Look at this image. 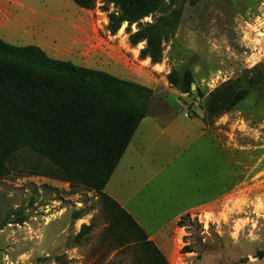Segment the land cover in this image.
Listing matches in <instances>:
<instances>
[{
  "label": "rangeland",
  "instance_id": "1",
  "mask_svg": "<svg viewBox=\"0 0 264 264\" xmlns=\"http://www.w3.org/2000/svg\"><path fill=\"white\" fill-rule=\"evenodd\" d=\"M178 6L180 21L155 64L139 56L144 41L131 44L126 23L109 32L107 15L115 9L108 0H96L91 9L72 0H12L11 25L4 34L16 45L60 35L64 45L71 30V59L64 60L151 88L147 116L168 121L177 115L176 132L195 139L186 151H181L184 142L169 145L158 139L148 152L129 151L123 160L127 185L122 195L131 199L148 228L165 227L155 242L168 264H264V257H255L264 249V83L210 125L205 127L201 119L210 91L264 64V0H176L141 22ZM30 18L32 23L22 21ZM185 69L192 72L202 97L188 96L168 83L170 71ZM201 126L235 161V191L190 209L186 225L177 226L174 216L199 202L203 191L220 190L229 167L234 169L224 163L221 150L218 156L211 149L206 136L197 137ZM141 155L146 170L133 160ZM46 165V159L24 148L12 154L0 177V220L8 212L13 221L23 219L0 230V264H139L136 245H119L121 236L110 231L99 194L36 173ZM76 211H82L80 218H74ZM82 224L90 229L77 241ZM184 247L191 251L183 252Z\"/></svg>",
  "mask_w": 264,
  "mask_h": 264
},
{
  "label": "trees",
  "instance_id": "2",
  "mask_svg": "<svg viewBox=\"0 0 264 264\" xmlns=\"http://www.w3.org/2000/svg\"><path fill=\"white\" fill-rule=\"evenodd\" d=\"M84 9L96 0H72ZM176 0H108L115 9L108 13V30L116 33L123 23L128 39L135 45L144 41L141 58L155 64L161 61L163 42L171 37L180 21L182 7L168 14L154 16L166 3ZM194 3L199 0H189ZM136 26L134 31L130 27ZM167 81L181 93L202 97L194 84L192 72L172 70ZM264 83V64L246 69L210 91L205 99V126L238 105ZM153 90L133 80L123 79L103 70L53 59L35 45L15 46L0 39V177L7 173L13 153L27 148L48 161L36 173L82 185L99 194L109 218V229L119 233L122 242L136 245L139 264H168L145 230L114 199L103 192L111 174L124 154L140 121L150 110ZM8 212L0 220V230L10 219ZM76 211L74 218H80ZM189 214L179 217L177 226H185ZM90 225L82 224L75 240ZM191 251L184 247L183 252ZM255 257H264V249Z\"/></svg>",
  "mask_w": 264,
  "mask_h": 264
},
{
  "label": "crops",
  "instance_id": "3",
  "mask_svg": "<svg viewBox=\"0 0 264 264\" xmlns=\"http://www.w3.org/2000/svg\"><path fill=\"white\" fill-rule=\"evenodd\" d=\"M11 1L12 0H0V39H2L3 41L11 45H15V46L35 45L39 47L41 50H43L47 56L53 59H58V60H63V61H68V60H64L66 58L71 59V30L67 34V37H68L67 42L64 45L59 44V41L61 39L60 35H58L57 37L49 36L47 38L45 36L44 39L41 41L33 40L31 42H25L20 45H16L14 42H10L9 40H7L5 38L4 31H5L6 26L11 25L12 12L10 8L8 7ZM16 4L19 6L20 5L22 6L20 2H16ZM22 21L26 24L32 23L33 18L22 19ZM63 23L65 24V22ZM67 24L69 25L71 29V22H67ZM79 66H83V65H79ZM184 116L188 118L186 114H184ZM179 123L180 122H178L177 115L168 121H165L164 119L162 120L161 117L152 115V114L151 116H146L145 118H143L138 124L131 141L129 142L124 154L122 155L116 168L114 169L107 184L105 185L103 189L104 193H106L108 196L114 199L117 203H119L120 206H122L133 217V219L145 230L149 239L152 240L155 244H156L155 238L162 233L165 227L159 226L156 229L148 228V226H146L147 224L142 222L144 218L141 215H139L136 212V210L133 208V206L131 205L130 203L131 199L123 197L122 190L124 187H126L124 185H127V181L124 178L126 175L123 174L126 172L125 168L122 167L123 160H124V157H126V155L129 153V151L133 152L136 150L137 153H140L141 151L144 153L148 152L153 142L158 139H163L164 141H168L169 145L173 142H176V143L184 142L182 144L183 147L181 151H186L194 144L195 139L193 138L191 141H189L187 134H184L182 132H176L177 131L176 127ZM202 126H204V124H202ZM202 126H201L202 131L197 137L199 138V137L206 136L210 141L211 149H213L214 152L217 153L218 156L220 155L219 150H221L222 155L225 156V158L223 159L224 163H227L228 166L233 165L234 169L232 170L231 166L229 167L230 171L226 173V178H225L226 181L225 183H223V186L221 187L220 190H218L215 193L214 192L209 193L208 190H205L206 192L203 191L204 197L199 202H196L192 206H189V207H186L180 210L174 216L172 220L173 222L178 220L179 217L183 213H186L190 209H193L198 206H203V205H208V204L219 202L221 201V197H225V196L230 197L232 195V191H235V186H236L235 161L231 159L230 156L224 152V150L221 149L219 140L217 139L214 140V137L210 138L211 135H208L209 133H207L206 128H202ZM181 135L183 137V141L180 138ZM138 143L141 144V147L143 149H140V150L137 149V145H139ZM133 160L139 162L138 164L140 165L141 168L145 170L147 169V163L143 159L142 155L140 156V158H134ZM217 173H218V169H217ZM212 180H214L213 177H212ZM223 200L225 199H222V201Z\"/></svg>",
  "mask_w": 264,
  "mask_h": 264
},
{
  "label": "water",
  "instance_id": "4",
  "mask_svg": "<svg viewBox=\"0 0 264 264\" xmlns=\"http://www.w3.org/2000/svg\"><path fill=\"white\" fill-rule=\"evenodd\" d=\"M191 89L194 90L195 89V84L191 85ZM187 94V93H186Z\"/></svg>",
  "mask_w": 264,
  "mask_h": 264
},
{
  "label": "bare ground",
  "instance_id": "5",
  "mask_svg": "<svg viewBox=\"0 0 264 264\" xmlns=\"http://www.w3.org/2000/svg\"><path fill=\"white\" fill-rule=\"evenodd\" d=\"M148 59V58H147Z\"/></svg>",
  "mask_w": 264,
  "mask_h": 264
}]
</instances>
